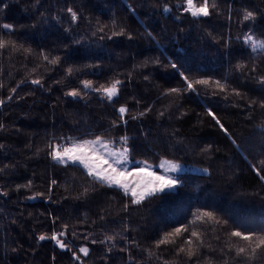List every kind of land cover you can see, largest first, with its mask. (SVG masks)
<instances>
[{
	"label": "trees",
	"instance_id": "1",
	"mask_svg": "<svg viewBox=\"0 0 264 264\" xmlns=\"http://www.w3.org/2000/svg\"><path fill=\"white\" fill-rule=\"evenodd\" d=\"M215 3L208 17H193L185 0H0V40L11 42L0 49V264H264V246L239 257L226 246L232 231L264 236V48L245 43L264 41V0ZM246 10L253 20H243ZM41 53L60 59L51 65ZM181 72L225 91H189ZM116 80L112 100L93 90ZM73 89L81 95H66ZM97 135L127 147L132 162L205 173L178 175L176 190L133 204L49 155L66 138ZM206 211L222 223L196 218ZM176 228L186 231L158 246ZM53 232L64 251L39 240ZM189 239L199 247L192 258L179 252Z\"/></svg>",
	"mask_w": 264,
	"mask_h": 264
},
{
	"label": "snow or ice",
	"instance_id": "2",
	"mask_svg": "<svg viewBox=\"0 0 264 264\" xmlns=\"http://www.w3.org/2000/svg\"><path fill=\"white\" fill-rule=\"evenodd\" d=\"M185 3L187 7L184 10L189 12L193 17H208L209 15H211L210 8L212 10H215L217 8L215 0H211V3L210 0H202V2L198 5L194 3V0H185ZM167 10V7H165V11ZM68 12L71 13L72 20L76 21L78 18L76 12H74L71 8L68 9ZM254 18L255 17L253 11H245L243 15L244 21H250ZM2 27L3 29L7 30L11 26L9 24H3ZM121 34H123L122 31L119 33H113L114 36ZM249 41L252 42L254 50L258 48H264V41H257L253 36L247 35L245 37V43H248ZM10 44V41L0 40V49H3ZM24 51L30 52L31 50L24 49ZM41 55L51 65H56L58 60L60 59L59 57L49 58V56L44 55L43 53H41ZM172 67L176 68L177 66L173 64ZM243 67L244 66L241 64L237 65L238 70H242ZM68 72L71 73L72 69L69 68ZM180 76L185 81L187 90L189 91H195V85L212 86V84H214L220 92H224L226 88V85L222 84L220 81L210 82V80L208 79H195L194 81H189L188 76H186L183 72L180 73ZM32 83L38 85L40 84V80H33ZM120 83L121 82L119 80H116L110 83V85L107 87L101 85L99 88H95L93 90L96 92H102L108 100H112L118 93V85ZM261 83H264V78L261 79ZM82 84L85 89L92 88L91 81H83ZM12 91L14 92L15 89H13ZM179 91L180 89L178 88H172L168 90L170 94L178 93ZM233 91L237 97L241 96L240 92L235 90ZM86 94L87 93H85V95ZM66 95L71 97H78L81 95V93L80 91L73 89L67 92ZM260 106L264 108V103H261ZM126 111L127 109L123 106L118 109V112L121 114V120H123V114ZM208 114L212 115L213 118L216 119L211 111H209ZM141 115H143V113H141ZM132 118L135 119V117ZM117 123V121H113V126L115 127ZM217 123L219 124L220 121L217 120ZM221 127L223 126L221 125ZM0 128H3L2 124H0ZM127 139L128 138L126 136L120 137V140L124 144H127ZM66 140L67 146H63L61 144H52L49 146L51 148L49 155L54 161H58L60 164H68L69 162H72L82 165L84 169L87 170L88 175L90 177H93L94 180L107 184L109 186L123 188L126 194L130 192L131 196L133 197V204L139 203V201L142 200L145 196H154L157 193L165 192V190L174 191L176 190L177 185L180 182L178 178H174L172 176L164 174H157L154 171H147L146 162L145 167H137L135 171L132 172H125L121 170V168H117L115 165H123V163L127 162L129 151L128 148L124 147L122 150L111 151L109 150V144L112 141L110 139H105L100 135L95 136L94 139H77L76 137H69L66 138ZM206 150L207 149H204V151ZM105 152L112 158L111 162L108 159H104ZM160 167L163 168L165 172H176L180 166L170 160H163L160 164ZM52 183L55 184L56 181H52ZM18 187H26V185ZM85 192H87V189H85ZM196 218L198 220L207 218L208 223H222V221L217 219L214 216L213 212L210 211L199 213ZM182 231H186V229L176 228L173 232L165 233L164 237L157 242L158 246L173 243L174 241L172 240V238L179 235ZM63 235L64 232L59 233V236L62 237ZM200 235L201 234L197 231L191 232V237H194L197 240L200 239ZM233 237L240 238V240L247 243L245 245L234 243L231 240V238ZM253 237L254 233L251 232L245 234L244 232L239 230L232 231L230 233L229 240L226 242V246L229 250L234 249L237 257L241 255H247V249H251L252 253H255L257 249L261 248V246H264V236L256 237L255 241L253 240ZM49 238L62 249L68 247L66 242H62L60 239H58V235L55 232H53L50 237H48L46 234H42L39 236V240L41 241ZM106 239L111 241L113 237L108 236L106 237ZM185 243L188 245V247H181L179 249L180 253H185L189 258L199 255V247L193 245V241L191 239L187 240ZM79 252L83 253L86 256L88 255L89 249L82 246L80 247ZM73 256L74 258L79 259V257H77L75 253H73Z\"/></svg>",
	"mask_w": 264,
	"mask_h": 264
},
{
	"label": "rangeland",
	"instance_id": "3",
	"mask_svg": "<svg viewBox=\"0 0 264 264\" xmlns=\"http://www.w3.org/2000/svg\"><path fill=\"white\" fill-rule=\"evenodd\" d=\"M185 7H187L186 3H185ZM62 145L63 146H67V140H66V142H62ZM123 148L124 147L122 145H116L115 143H110L109 144V150H111V151L122 150ZM104 159H108L110 162L112 160V158L110 156H108L106 152H105V155H104ZM161 162L157 163L156 165H151V164H147L146 163V165H147L146 170L147 171H154L157 174L169 175V176H172L174 178H177L178 175H181V174H184V173H195V174L196 173L197 174L205 173L204 169H201V168H198V167H194V166H190V165H184V164H180V163H176V164H178L180 166L179 169L176 172H165L164 169L160 167ZM69 163L76 164V165L80 166L87 173V170L84 169V167L82 165H79L78 163H72V162H69ZM115 166L117 168H121V170H123L125 172H132V171H135V169L137 167H145V162H142V161L132 162V161H130V159L128 157L126 163H123V165H115ZM111 187H116V186H111ZM116 188H118V187H116ZM119 189H121L123 192H125L123 188H119ZM167 191H170V190H165V192H167ZM161 193H163V192H161ZM128 195L131 196V193L129 192ZM146 197H149V196H145L144 198H146ZM132 199H133V197H132Z\"/></svg>",
	"mask_w": 264,
	"mask_h": 264
},
{
	"label": "water",
	"instance_id": "4",
	"mask_svg": "<svg viewBox=\"0 0 264 264\" xmlns=\"http://www.w3.org/2000/svg\"><path fill=\"white\" fill-rule=\"evenodd\" d=\"M53 244H54V246L56 247V248H58V250H60V251H64L65 250V248L64 249H62V248H60L54 241H53Z\"/></svg>",
	"mask_w": 264,
	"mask_h": 264
}]
</instances>
